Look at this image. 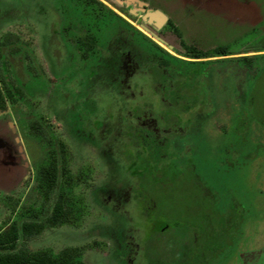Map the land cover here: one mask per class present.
<instances>
[{"label":"rangeland","instance_id":"rangeland-1","mask_svg":"<svg viewBox=\"0 0 264 264\" xmlns=\"http://www.w3.org/2000/svg\"><path fill=\"white\" fill-rule=\"evenodd\" d=\"M103 1L106 10L92 9L86 0H0V54L6 57L0 58V232L13 223L41 221L61 205L67 221L28 241L21 236L18 246L54 256L72 249L86 264H145L156 253L148 245V259L140 260L121 133L95 108V97L103 98L99 91L113 83L111 72L117 75L138 58L131 31L115 23L111 10L178 58L226 54L203 67L200 94H207L196 122L171 140L163 157L155 153L153 173L141 188L160 213L195 220L200 202L186 180L190 174L163 184L195 172L217 198L221 216L233 201L242 213L231 235L221 237L217 259L206 264H264V0H144L169 17L173 27L162 32L147 26L157 36L174 31L177 38L170 31L167 43L140 26L141 12L127 18L116 0ZM57 16L93 22L106 41L116 36L108 46L113 59L93 54L88 61L58 45ZM137 43L147 46L144 39ZM172 63L182 73L191 66ZM94 119L105 126L92 129ZM51 164L57 176L46 189L42 172ZM128 247L130 255L120 260ZM160 256L157 264H175Z\"/></svg>","mask_w":264,"mask_h":264},{"label":"flooded vegetation","instance_id":"flooded-vegetation-1","mask_svg":"<svg viewBox=\"0 0 264 264\" xmlns=\"http://www.w3.org/2000/svg\"><path fill=\"white\" fill-rule=\"evenodd\" d=\"M101 1L95 3L86 0V5L92 9L98 6V8L106 10L103 4L105 6L108 4ZM114 5L127 18L133 19L137 12H141L140 19L144 22V26L160 31L166 25L171 26L167 15L168 22L160 29L155 23L144 20L145 12L149 10L162 12L158 8H152L147 1L116 0ZM129 5L131 7L134 5V8H130ZM81 8L85 12L83 7ZM116 15L118 17L111 14L115 23L125 24L131 31L130 44L135 49L132 52L138 58L128 63L124 71L122 67L117 75L114 70L111 72L113 83L109 85L110 82L107 81V87L99 91L103 98H99V95L95 97L97 102L95 108L97 111H103L111 126L121 133L118 147L122 158H126L124 164L132 182L128 196L130 198L128 208L132 220L135 221L134 229L137 234L139 233L140 238L136 244V250L143 262L148 259L146 251L148 245L156 250L154 254L151 249L154 256L151 257V261L146 260L145 264H157L156 257L160 256L159 251L161 250L164 251V259H161L167 261L172 259L175 264H206L208 261H214L217 259L220 245L223 244L220 242L221 237L230 236L235 229L234 222L237 219V213H239L238 217L242 219L241 207L237 205L236 201H233L228 212L221 216L218 207H216L217 198H214L209 186L201 182L195 172L186 170V172L183 171L176 177L174 176L173 179L164 178L163 184L170 185L174 180H181L189 173L186 180H189V184L194 187L197 200L200 202L199 210L195 220L182 217L172 218L157 211L153 196L145 194L141 187L143 179L153 173V169L149 168L153 165L155 153L158 152L160 157H163L171 140L174 137H183L190 126L196 122L204 104L207 93L198 99V90L205 91L204 86L206 85L203 80L201 81V77L199 80L194 77L193 69L202 66L204 62H207L206 65H208L220 61L226 55L198 56L199 58H196L194 54H190L178 58L164 50L152 38L143 33L148 37L146 38L135 31L133 28L136 29V27L133 26L132 21ZM57 17L53 24L55 27L53 39L58 42V45L60 44L61 47L68 45L73 56L78 54L88 61H91L93 54L104 56L105 59H113L112 55H108V46L114 43L113 38L116 36L106 41L99 33L98 28H92L93 22H86L82 18L65 20ZM62 24L65 27L63 30L59 28ZM140 26L142 27L143 23H140ZM160 31H158V36L167 43L166 37L170 31L172 33V30H166L165 33L163 32L164 35ZM172 35L176 37L174 31ZM142 39L146 41L147 46L138 45L137 42H141ZM168 46L174 50L172 45ZM88 51L89 53H87ZM60 53L66 54L63 51ZM1 56L3 59L6 58L5 55L0 54V58ZM172 61L180 63L182 66L191 65L190 69L187 73H182L180 67ZM190 70L193 73L190 74ZM245 123L243 121L242 125ZM104 126V122L100 119H94L90 125L95 130ZM121 149H125V151L121 152ZM141 161L146 162V166ZM130 253L128 247L126 252L118 257L120 260L127 259Z\"/></svg>","mask_w":264,"mask_h":264},{"label":"trees","instance_id":"trees-1","mask_svg":"<svg viewBox=\"0 0 264 264\" xmlns=\"http://www.w3.org/2000/svg\"><path fill=\"white\" fill-rule=\"evenodd\" d=\"M95 3H100L98 0H91ZM110 14L118 17L114 12L110 11ZM133 28V27H132ZM140 35L146 37L142 32L136 30ZM148 38V37H146ZM162 51H164L160 46H158ZM196 58H199L197 54H194ZM226 55V54H222ZM220 56V55H218ZM207 62H204L202 66L195 67L194 77L198 80L202 76L203 67ZM189 73H193L191 70ZM201 91L198 90V99L202 97L200 94ZM10 96L11 93H10ZM201 96V97H200ZM193 107L196 108L195 105ZM52 166L46 167L43 169V184L46 189L50 188L51 183H54L57 176V171L54 164ZM59 204V203H58ZM237 218V217H236ZM67 213L62 210L61 205H57L54 209V212L42 219L41 221H26L18 226L13 223L10 227L2 230L0 232V264H86L78 257H76V253L72 249H64L62 252L57 255H51L47 251H39V252H30L25 246H18L20 237L26 241L30 240L32 237L37 236L40 231L46 227L56 225L57 223H63L67 221ZM239 219V218H237ZM234 226H237V221L235 220ZM162 259H164V253L161 255Z\"/></svg>","mask_w":264,"mask_h":264},{"label":"water","instance_id":"water-1","mask_svg":"<svg viewBox=\"0 0 264 264\" xmlns=\"http://www.w3.org/2000/svg\"><path fill=\"white\" fill-rule=\"evenodd\" d=\"M144 20H148L147 22H153L156 24V26L160 29L163 25H165L168 22V17L160 12V11H147L144 15ZM146 31L150 32L151 35L159 40L161 43H165L164 40H162L159 36H157L154 32H152L147 26H142Z\"/></svg>","mask_w":264,"mask_h":264},{"label":"bare ground","instance_id":"bare-ground-1","mask_svg":"<svg viewBox=\"0 0 264 264\" xmlns=\"http://www.w3.org/2000/svg\"><path fill=\"white\" fill-rule=\"evenodd\" d=\"M144 29V28H143ZM145 30V29H144ZM146 31V30H145ZM146 32H148V31H146Z\"/></svg>","mask_w":264,"mask_h":264}]
</instances>
